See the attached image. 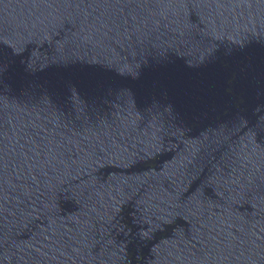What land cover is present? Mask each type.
Masks as SVG:
<instances>
[{"label": "water", "instance_id": "water-1", "mask_svg": "<svg viewBox=\"0 0 264 264\" xmlns=\"http://www.w3.org/2000/svg\"><path fill=\"white\" fill-rule=\"evenodd\" d=\"M0 264H264V0H0Z\"/></svg>", "mask_w": 264, "mask_h": 264}]
</instances>
